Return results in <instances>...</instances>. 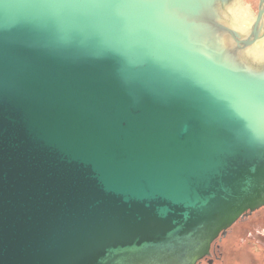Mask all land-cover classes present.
Segmentation results:
<instances>
[{"label": "water", "instance_id": "water-1", "mask_svg": "<svg viewBox=\"0 0 264 264\" xmlns=\"http://www.w3.org/2000/svg\"><path fill=\"white\" fill-rule=\"evenodd\" d=\"M235 1L0 0V264H197L264 207Z\"/></svg>", "mask_w": 264, "mask_h": 264}, {"label": "rangeland", "instance_id": "rangeland-1", "mask_svg": "<svg viewBox=\"0 0 264 264\" xmlns=\"http://www.w3.org/2000/svg\"><path fill=\"white\" fill-rule=\"evenodd\" d=\"M246 1L257 11L260 0ZM238 221L216 240L219 257L213 264H264V207Z\"/></svg>", "mask_w": 264, "mask_h": 264}, {"label": "bare ground", "instance_id": "bare-ground-1", "mask_svg": "<svg viewBox=\"0 0 264 264\" xmlns=\"http://www.w3.org/2000/svg\"><path fill=\"white\" fill-rule=\"evenodd\" d=\"M231 12L232 14H229L231 18H233L236 27L241 32H249L251 25L258 16L259 4L257 7V11H254L253 8L249 6L246 0H237L233 3ZM250 55L254 57L253 59L255 61H261L260 59L264 60V36L260 40H258L253 49H250Z\"/></svg>", "mask_w": 264, "mask_h": 264}, {"label": "flooded vegetation", "instance_id": "flooded-vegetation-1", "mask_svg": "<svg viewBox=\"0 0 264 264\" xmlns=\"http://www.w3.org/2000/svg\"><path fill=\"white\" fill-rule=\"evenodd\" d=\"M250 215V214H249ZM246 217V216H245ZM244 217V218H245ZM241 219H239V221H240ZM238 221V222H239ZM231 229V228H230ZM228 232V231H227ZM226 235H227V233H226ZM225 235V236H226ZM224 236V235H223ZM222 236V237H223ZM222 237L219 239V240H221L222 239ZM217 243L218 242H214L213 244H212V247H211V255H209V256H207V257H205V258H203L201 261H199L197 264H213L214 263V261L216 260V258H218L219 256H218V251H219V248H218V245H217Z\"/></svg>", "mask_w": 264, "mask_h": 264}]
</instances>
